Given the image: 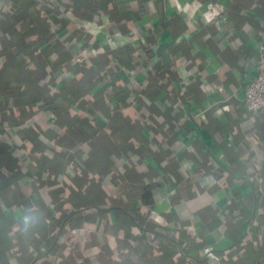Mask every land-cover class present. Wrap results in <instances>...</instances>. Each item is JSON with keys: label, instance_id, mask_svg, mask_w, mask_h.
Wrapping results in <instances>:
<instances>
[{"label": "crops", "instance_id": "0c3cea01", "mask_svg": "<svg viewBox=\"0 0 264 264\" xmlns=\"http://www.w3.org/2000/svg\"><path fill=\"white\" fill-rule=\"evenodd\" d=\"M264 0H0V264H264Z\"/></svg>", "mask_w": 264, "mask_h": 264}, {"label": "built area", "instance_id": "2783aa9c", "mask_svg": "<svg viewBox=\"0 0 264 264\" xmlns=\"http://www.w3.org/2000/svg\"><path fill=\"white\" fill-rule=\"evenodd\" d=\"M261 53L264 54V41L258 42ZM264 62V58L262 61ZM243 103L245 108L254 115H264V69L263 64L254 72L250 82L245 86Z\"/></svg>", "mask_w": 264, "mask_h": 264}]
</instances>
